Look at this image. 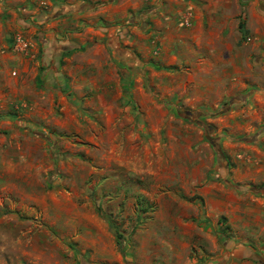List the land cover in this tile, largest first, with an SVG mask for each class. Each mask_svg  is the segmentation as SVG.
<instances>
[{
  "label": "rangeland",
  "instance_id": "374dc122",
  "mask_svg": "<svg viewBox=\"0 0 264 264\" xmlns=\"http://www.w3.org/2000/svg\"><path fill=\"white\" fill-rule=\"evenodd\" d=\"M70 1L11 3L0 264H264V0H82L55 58Z\"/></svg>",
  "mask_w": 264,
  "mask_h": 264
},
{
  "label": "crops",
  "instance_id": "0c3cea01",
  "mask_svg": "<svg viewBox=\"0 0 264 264\" xmlns=\"http://www.w3.org/2000/svg\"><path fill=\"white\" fill-rule=\"evenodd\" d=\"M5 1L6 3H9V7L0 8V48H3V47L12 48L11 39H8L10 37L9 35L11 34V30H12L11 29V12H12L11 3H18V2L22 3L23 2V6L25 7V2H27V0H5ZM80 1L82 0H78L77 2H75L77 6L79 5V9L77 11H74V6H73L74 3L70 1L59 12H49V13L44 14L45 17L49 16V20L47 23V27L49 31L43 34L44 35L43 44L41 45L45 53L50 52L51 56L52 54H54L53 56L55 58H58V55H59L58 52H63L64 44L61 42V40H58L60 36L61 37L63 36L62 35L63 27L60 21L62 20L65 23V21L67 22L70 18H71L70 20H72L74 18L79 19V17H83L82 16L84 15L83 11L87 7H84L83 6L84 4L83 5L77 4V3H80ZM112 3H115V2H112ZM103 9L104 11H110V10L116 11L117 10V8H115V5L111 3L104 5ZM70 23H73V21H71ZM17 24L18 22L16 23L12 22V25L14 27L19 26ZM79 41H80V38L73 39V41L68 42L67 45L69 46H67L66 49L74 48V46L78 47L80 45L78 44ZM56 44L58 47H56ZM234 105L236 106L238 104L235 103ZM243 107L244 109H246V113L248 112L256 113L257 112L262 115L264 113V89L260 90L259 92H256L254 95L252 94L249 98L245 99ZM257 109H259V111H257Z\"/></svg>",
  "mask_w": 264,
  "mask_h": 264
},
{
  "label": "trees",
  "instance_id": "16d2710c",
  "mask_svg": "<svg viewBox=\"0 0 264 264\" xmlns=\"http://www.w3.org/2000/svg\"><path fill=\"white\" fill-rule=\"evenodd\" d=\"M243 13H244V9L242 8V10H241V18L239 19V23H238V25H239V28H240V30H241V32L243 33V34H245L246 32H247V29H246V27H245V21H244V17H243ZM243 17V18H242ZM117 243L119 244V246H120V244H121V242L119 241V237H117Z\"/></svg>",
  "mask_w": 264,
  "mask_h": 264
},
{
  "label": "built area",
  "instance_id": "2783aa9c",
  "mask_svg": "<svg viewBox=\"0 0 264 264\" xmlns=\"http://www.w3.org/2000/svg\"><path fill=\"white\" fill-rule=\"evenodd\" d=\"M14 46L17 49H21V48H24L26 46V42L24 41L22 36H17L16 37Z\"/></svg>",
  "mask_w": 264,
  "mask_h": 264
}]
</instances>
